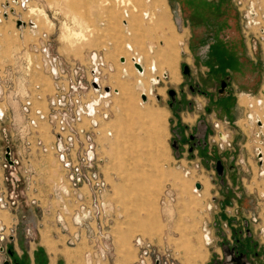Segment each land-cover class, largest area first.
<instances>
[{
  "label": "rangeland",
  "instance_id": "374dc122",
  "mask_svg": "<svg viewBox=\"0 0 264 264\" xmlns=\"http://www.w3.org/2000/svg\"><path fill=\"white\" fill-rule=\"evenodd\" d=\"M219 1L223 3V12L230 9V14L236 16L240 53L248 51V59L241 56L237 67L234 68V61L229 62L234 68L231 70L226 63L223 69H213L208 59L209 43L215 41L211 39L213 34L208 37L203 34L205 42L198 40L205 33L202 12ZM153 2L0 0V75L5 79L6 89L0 108H6L8 113L0 123V176L13 202L3 209L8 213V219H4L7 224L0 222V264L7 256L1 249L7 246L27 264H31L33 252H36L35 264L52 261L84 264L88 247L85 241L67 245L66 235L55 221L59 211L69 208L72 212L75 207L66 204L64 208L60 195H54L55 185L65 186L63 179L67 172L56 147L38 152L14 134L15 123L28 132L29 118L22 112V106L29 98L37 108L52 115L50 99L57 79L44 67L41 51L44 46L67 69L73 63L89 67L95 53L98 62L99 53L104 57L100 81L103 87L113 89L112 109L105 100L99 102L98 126L92 124V117H84L83 121L75 119V106L58 116L70 121L66 126L80 141L79 151H72L77 156L71 153L70 157L80 158L84 134L93 138L98 159L92 168L108 184L104 199L110 216L108 232L113 237L115 251L112 261L134 262L138 252L134 240L142 236L167 253L174 264H264V155L259 154V148L264 153V133L261 134L264 127L256 117L249 118L252 112H264V0H166L168 14L162 20L166 24L152 32V36L147 34L150 37L146 42L157 40L153 44L156 49L166 45L163 36L177 37L180 81L174 83L168 79V71L166 77L163 75L165 69L159 75L154 60L150 64L145 62L144 75L132 61L133 56L144 59L131 43L133 31L127 11H133L134 7L142 9L139 20L143 23L152 13L159 19L164 7ZM251 6L254 8L251 16L259 23H250ZM34 7L36 11H31ZM215 15H210L211 23L217 20ZM194 28L195 57L189 49ZM227 28L225 24L223 34ZM213 30L211 26L210 32ZM118 36H121L120 50L111 43ZM148 44L145 46L150 51L153 47ZM123 56L129 59L133 73L127 62H121ZM114 74L122 78L126 90L118 86ZM156 75L160 80L153 85L151 79ZM146 77L150 88L144 89ZM113 79L116 83H112ZM82 82L86 101L99 98L94 88L90 90L88 76H83ZM244 91L255 96L240 94ZM231 92L240 94L239 102L243 96L249 98L247 109L240 106L235 122L225 124L228 125L225 128L221 126V133L220 126L214 128L210 140L204 139V125L200 124L203 130L200 136L190 127L194 115L187 113L200 111V120L204 122L207 110H217L220 101H224L228 111L237 100ZM143 93L147 102L142 99ZM259 99L263 100L262 105H258ZM250 103L254 104L253 109ZM154 112L159 119L151 122ZM56 123L59 124L58 119L43 120L38 126V136L49 146L56 136L65 132ZM227 129L238 133L232 138ZM7 148L10 157L19 160L13 166L6 158ZM30 151L32 159L26 160ZM30 162L34 169L31 185L36 189L29 188L24 176V167ZM17 177L20 179L16 180ZM198 183L201 190L195 192ZM31 199L38 200L32 203ZM28 227L32 229L30 233ZM205 227L210 230L209 244L204 238ZM127 250L134 253L131 258L126 257Z\"/></svg>",
  "mask_w": 264,
  "mask_h": 264
},
{
  "label": "built area",
  "instance_id": "2783aa9c",
  "mask_svg": "<svg viewBox=\"0 0 264 264\" xmlns=\"http://www.w3.org/2000/svg\"><path fill=\"white\" fill-rule=\"evenodd\" d=\"M34 25V24H33ZM42 59L44 60V67H47L52 78L57 79L55 82V93L50 99L52 108V115L44 113L40 108L35 106L32 98L27 99L22 106V112L29 118L28 132L25 133V129L20 124H13L16 128V132L21 141L28 147H36L38 152H48L52 147H56V152L59 153L63 167L65 168L66 175H64L63 181H65V187L67 192L58 193L60 186L54 187V195L59 196L60 202L64 205V208L68 205H75L74 210L59 211L55 216L56 224L64 231L66 235L65 243L67 245H77L85 241L88 245L85 251V264H103L102 262L108 261L109 264H121L116 263L114 260L115 251L113 244V237L108 232V223L110 221L109 213L107 212V203L104 199V194L108 188L106 181L101 178L99 173L93 170L94 161L98 159L94 150V141L90 135L84 134L85 138L82 140L83 151L80 152V158L75 160L73 156V150L75 152L80 149V141L77 137L70 133L66 124L70 121H66L58 116L64 110H70L74 108L76 111L75 119L82 120V114L89 109V104L93 101H86L82 95V89L85 88L82 82V77L88 76L89 83L91 85L90 90L94 88L95 92L99 93L100 98L108 97L110 87H103L99 79L102 78L104 60L103 55L99 53V62H91L89 67L80 63H73L67 69L59 63L57 57H55L49 47H41ZM89 74L91 77H89ZM96 84L93 86V84ZM39 87V86H38ZM89 90V91H90ZM106 90V92H105ZM105 92V93H104ZM108 92V93H107ZM5 79L0 75V101L5 98ZM74 95V96H73ZM86 101V102H85ZM95 101V100H94ZM97 103V106L99 105ZM40 109V110H39ZM7 110L4 107L0 108V123L7 118ZM107 116V114H105ZM58 119V122L65 132L58 136L54 143L50 146L47 145L42 138H40L38 132V126L41 121L48 120L54 122ZM72 119V118H70ZM65 120V121H64ZM259 125L262 127V123L257 118ZM68 122V123H67ZM59 125L58 123H56ZM70 125H68L69 127ZM218 126V124L216 125ZM59 127V129H60ZM82 131V128L80 129ZM263 130H261V134ZM83 133V132H80ZM261 150V148H259ZM73 151V152H72ZM32 151L27 154L26 160L32 159ZM72 153L73 156H69ZM262 154V150L259 152ZM262 157V156H261ZM11 166L17 164L19 160H14L11 157ZM29 165L24 167V176L28 180L29 188L36 189L31 185L33 182L32 173L33 167ZM88 168H85L87 167ZM91 167V168H90ZM20 178L17 177L16 180ZM30 180V182H29ZM62 181V182H63ZM67 182H69L67 184ZM4 185V179L0 176V210L8 209L12 205L10 195H8V188ZM85 188L87 190H85ZM13 195V194H12ZM38 199H31L32 203H36ZM69 217V219L67 218ZM30 227L27 228V232H31ZM107 241H110L108 244ZM137 247V259L131 264H174L173 259L165 252L160 251L155 245L147 238L138 236L134 240ZM112 261V262H111ZM91 262V263H89Z\"/></svg>",
  "mask_w": 264,
  "mask_h": 264
},
{
  "label": "bare ground",
  "instance_id": "6f19581e",
  "mask_svg": "<svg viewBox=\"0 0 264 264\" xmlns=\"http://www.w3.org/2000/svg\"><path fill=\"white\" fill-rule=\"evenodd\" d=\"M166 3H167L166 0H154L153 4H156V5H159L161 7H164L163 14H162V16H159V19H158L157 16H155V13H152L151 16H149L148 19H146L147 22H145V23H143V22H141V20H139V17H141V15L143 14L142 9L139 10L137 7H134L133 11H129V12L127 11V13H128V23L130 25L131 30L133 31V34L131 36V38H132L131 39L132 40L131 43L133 45H136L137 46L138 50L143 55V59H144L142 61V58L141 59L138 58V57L137 58H135V57L132 58V60L135 62L136 69L139 72H142V71H144V68H143L142 64L145 66V64H146L145 62H147V63L149 62V64H150L152 62V60H154L156 62V65L159 67V71H158L159 75H161V73L163 72V70L166 69L169 72V74H170V75L168 74V78L170 76V79L169 80L174 83V82H179L180 81L179 70H178L179 56H178V48H177V45H176L177 44L176 43L177 42V37L175 35L172 38H169L167 36H163V39H165V44L166 45L163 46V47L162 46L161 47H156V49H155V45L153 46V44L154 43L157 44L156 43V42H158L157 40H155L156 42H154V40H151L149 42L148 41L146 42V39L149 38L150 36H152L151 35L152 32H155V30L157 28L164 27V25L166 24V23H164L162 21V20H164V18H163L164 15L165 14L166 15L168 14L167 13ZM252 9H254L253 6H251V10ZM31 11H36L35 7L34 8H31ZM113 11L114 10H112V12ZM42 12H43V10L41 11V13ZM124 24H127V21H124ZM72 34L73 33H70L69 35H72ZM147 34L150 35V36L148 37ZM119 39H121V36L116 37V39L115 40H112V42H111L113 44V48L116 49V50H120L121 49L120 44H119V41H120ZM145 43L146 44L149 43L148 45H151L153 47L152 49L149 48L150 51L153 52V55L152 56L150 55V51L145 46ZM128 47L131 50L133 48L131 44H129ZM125 55H126V53H125ZM149 56H151L150 60H149ZM97 58H98V56L95 53L93 55V62H95V64H98ZM126 60L127 59L124 56L121 58V62L122 63H126ZM128 61H129V59H128ZM128 61H127V64L129 66V70L133 73L132 65L130 63H128ZM141 62H142V64H141ZM152 69H153V71H155L156 70V67L153 66ZM163 75H165V77H166L167 72H164ZM115 79H116V82H117L118 86H120L121 89L126 90V88L124 87V84H123L124 82L119 79V76H116ZM145 79H147V77ZM159 80H160L159 77L152 78L151 79V83L154 84V83H156ZM99 81H100V79H99ZM144 82H145L144 83V89H147L149 87V85H148V79L145 80ZM94 85H96V84L94 83L93 86ZM151 90H152V88H151ZM105 92H106V90H105ZM116 92H118V90H116ZM106 95L107 96L109 95V96L108 97H105V98L104 97L103 98H100L99 97V98L95 99V101H93V102H91L89 104L88 111L87 112L85 111L82 114V120L84 119V117H87V118L92 117V119H91L92 124L98 126V124H99L98 122L99 121H98V119L96 117L98 115L97 113H100V110H101V109L98 110V108H97L98 101H100V103L102 104V100H105L106 104H110L108 107L110 109H112V106L111 105L113 103V89L110 88L109 94H106ZM142 99H143L144 102H147L148 99H147V95L145 93L142 94ZM248 99L249 98L247 96H243L240 99V104L242 106L246 107L247 104H248V102H249ZM258 103L259 104H262L263 101L261 99H259L258 100ZM251 107H253V105H251ZM107 112L108 111H106V113ZM115 112H116V110H115ZM108 114H107L106 117H109ZM157 114L158 113H155L154 112V115L152 116V121L151 122H156V119H159V116ZM259 115L261 117L260 116H256V119L257 118L259 119V121L262 123V128H263L264 127V123H263V121H264V112L261 113V114H259ZM142 116L143 117H146L147 115H142ZM249 118H251V119H254L255 118L253 116V113H250L249 114ZM262 133H264V131H262ZM261 150H262V154L264 155L262 148H261ZM199 189L200 188L195 187V190L197 192L199 191ZM60 190H61V193L62 192L65 193V192L68 191L65 186H60ZM68 211H71V209L68 208ZM64 212H65V210H64ZM7 215H8L7 212L0 213V216H1L0 218L3 219V220L4 219H8V216ZM2 228H3V226H2ZM205 238L208 239L207 240V243L209 244L210 243L209 237L208 236H205ZM89 263H91V262H89ZM84 264H85V257H84Z\"/></svg>",
  "mask_w": 264,
  "mask_h": 264
},
{
  "label": "crops",
  "instance_id": "0c3cea01",
  "mask_svg": "<svg viewBox=\"0 0 264 264\" xmlns=\"http://www.w3.org/2000/svg\"><path fill=\"white\" fill-rule=\"evenodd\" d=\"M222 8H223V3L221 1H219L217 3L212 4V7H210L208 9V11L204 10L202 12V16H203L204 21H208V23H206V22L204 23L203 26L205 27V33L203 32L202 34H200L198 37V40L200 41L201 39H203V37H202L203 34H205L206 37H208L207 35L213 34L214 35L213 38H211V37H209V38L218 42V46L220 47L219 52H220V57L222 58V62L227 64L228 69H230V68L234 69L235 67H237L236 65L241 62V60H240L241 56H246V59H248V51L246 54H243V55L240 53V51H239V40H238V39H240L239 30L237 28V25L234 24V22L237 21L236 16L233 17L230 14V9H227L226 10L227 12H223ZM196 9H198V7ZM212 14L213 15L216 14L215 16L218 15L217 16L218 18L216 17L217 20H215V21L213 20V23H211L212 19L210 16ZM215 16H213V17L215 18ZM225 24H227L228 28H227V32L225 34H223L226 30ZM211 26L214 27L213 33L210 32ZM193 33H194V35H192V39L190 40L189 49H190L191 53H193V56L195 57V28L193 30ZM203 42H205V40ZM109 44L112 46L111 43H109ZM209 44H211V42ZM244 45H246V44L244 43ZM250 59H251V57H250ZM233 61H234V65H235L234 68H232L229 65V62H233ZM235 62H236V64H235ZM223 68H224V66H223ZM165 71H167V70L165 69ZM123 73H124V71H123ZM115 75L116 74H114L113 77H116ZM119 79L122 80L121 77H119ZM112 83H116L114 79H113ZM231 93H232V95L237 96V100H236L235 104L231 105L230 109L228 111L225 110L224 101L219 102L220 106L218 107L217 110L214 109L213 111L210 112V109L207 110V107H206V110L208 112L209 117L207 116L205 118L206 120L204 122H202L200 120L201 116H202L200 111L198 112V110H196L193 114L187 113V116L194 115L193 120L190 123L191 124L190 127L195 128V131H196V133H198V135L201 136L202 131H203V130H200V126H201L200 124H203L204 128H205L204 133L202 135L204 137V139L210 140L211 131H213L214 128H217L219 126L220 127L218 128V132L221 133V131H220L221 126L223 128H225L229 124H231V122H235L237 115L239 114L238 110L240 109L239 111H241L240 106H242V105L239 103L240 94L245 93V94H250L252 96H255V94H253V92H247V91L240 92V94L235 93V92L234 93L231 92ZM202 110H203V108H202ZM210 113H211L212 117H210ZM202 114L204 115L205 113L203 112ZM200 121H201V123H200ZM217 124H218V126H216ZM225 124H228V125L226 126ZM227 130H228L229 134L232 136V138L235 137L234 136L235 133H238L237 130H235V131H233L232 129H227ZM39 244H41V243H39ZM36 250H37V248H36ZM133 254L134 253H130L127 250L126 257L131 258V256ZM35 256H36V252H33L31 264H35ZM51 264H55L54 261H52Z\"/></svg>",
  "mask_w": 264,
  "mask_h": 264
},
{
  "label": "flooded vegetation",
  "instance_id": "af4514ba",
  "mask_svg": "<svg viewBox=\"0 0 264 264\" xmlns=\"http://www.w3.org/2000/svg\"><path fill=\"white\" fill-rule=\"evenodd\" d=\"M254 12V9H252V10H250V13H249V15H250V23H259L253 16H251L252 15V13ZM264 17V16H263ZM34 28H36V27H34ZM200 46H201V44H200ZM150 47V46H149ZM151 48V47H150ZM219 46H218V42L217 41H212L211 42V44H210V48H209V57H208V59L212 62V67H213V69L215 68V70H217V69H223V66H224V63L222 62V60H220L219 58H220V52H219ZM133 57H135V58H137L136 56H133ZM132 57V58H133ZM133 61V60H132ZM126 62H127V60H126ZM213 62H216V63H213ZM133 63H134V66H135V62L133 61ZM141 64H142V62H141ZM142 66H143V68H144V71H142V72H139V73H141V74H143L144 75V72H145V67H144V65L142 64ZM138 71V70H137ZM156 71V70H155ZM166 72V71H165ZM156 77H159L160 78V76L159 75H156ZM156 77H154V78H156ZM168 79H170V76H169V78ZM157 83H159V81H157L156 83H152L153 85H155V84H157ZM243 95H245V94H243ZM250 95V94H249ZM252 96V95H251ZM253 97V96H252ZM240 98V97H239ZM263 101V100H262ZM240 103V102H239ZM257 103H258V101H257ZM263 104V103H262ZM262 104H259L258 103V105H262ZM251 105H253V107H254V104L253 103H250L249 104V107H251ZM264 106V105H263ZM253 107H252V109H253ZM246 109H247V107H245ZM253 113V116L254 117H256V116H260L259 114H255L254 112H252ZM261 117V116H260ZM262 119V118H261ZM263 121V120H262ZM263 123H264V121H263ZM201 189H199V191H200ZM194 191L195 192H197L195 189H194ZM198 191V192H199ZM2 211H4V210H1V212ZM0 221L1 222H4L5 224H7L3 219H1L0 218ZM2 225V224H1ZM205 229V233H204V238H205V236H208L209 237V240H210V242H211V235H210V230H209V228L208 227H205L204 228ZM0 238H1V235H0ZM208 239H206L205 238V241H207ZM2 252H6V254H7V256L4 258V260L2 261V264H27L26 263V260L25 259H23V258H20L19 257V255L17 254V252L13 249V248H11V247H9V246H7V248H4V247H2ZM29 264V263H28Z\"/></svg>",
  "mask_w": 264,
  "mask_h": 264
},
{
  "label": "water",
  "instance_id": "95a60500",
  "mask_svg": "<svg viewBox=\"0 0 264 264\" xmlns=\"http://www.w3.org/2000/svg\"><path fill=\"white\" fill-rule=\"evenodd\" d=\"M187 71V67H185V72ZM6 158L9 160L10 163H12L11 161V157H10V148H7V154H6ZM197 187H201V184L198 183Z\"/></svg>",
  "mask_w": 264,
  "mask_h": 264
},
{
  "label": "trees",
  "instance_id": "16d2710c",
  "mask_svg": "<svg viewBox=\"0 0 264 264\" xmlns=\"http://www.w3.org/2000/svg\"><path fill=\"white\" fill-rule=\"evenodd\" d=\"M205 22H208V21H205Z\"/></svg>",
  "mask_w": 264,
  "mask_h": 264
}]
</instances>
